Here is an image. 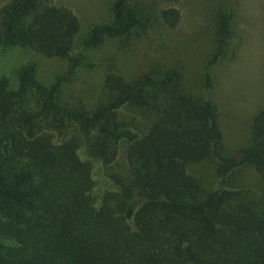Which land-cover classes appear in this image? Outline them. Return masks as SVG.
Masks as SVG:
<instances>
[{
    "label": "trees",
    "instance_id": "16d2710c",
    "mask_svg": "<svg viewBox=\"0 0 264 264\" xmlns=\"http://www.w3.org/2000/svg\"><path fill=\"white\" fill-rule=\"evenodd\" d=\"M184 1L209 24L195 78L170 38L178 7L114 0L110 22L78 40L77 16L55 0L0 5V53L67 63L46 84L35 60L15 82L0 76V264H264V109L247 146L228 156L213 96L215 68L241 43L233 1ZM131 38L159 41L145 44L154 55L143 72L105 73L93 105L64 97V86L97 67L82 50ZM206 161L216 166L211 189L187 171ZM243 167L260 188L232 181Z\"/></svg>",
    "mask_w": 264,
    "mask_h": 264
},
{
    "label": "rangeland",
    "instance_id": "374dc122",
    "mask_svg": "<svg viewBox=\"0 0 264 264\" xmlns=\"http://www.w3.org/2000/svg\"><path fill=\"white\" fill-rule=\"evenodd\" d=\"M113 1L55 0V5L66 7L75 13L80 23L77 37L79 40L94 25L110 22ZM158 1L160 8L178 7L182 13V21L170 38L179 42L180 50L184 49L180 55L181 64L187 76L195 78L201 70L203 58L209 53L206 35L209 32L208 21L199 18L198 14L193 16L186 1L184 6L183 0ZM232 1L231 7L236 12L235 22L241 43L233 45L232 50H238L232 60L223 61L215 68L218 79L213 96L221 105L219 126L227 155L237 157L249 141L252 117L264 109V0ZM4 2L5 0H0V5ZM199 24L203 25L201 29ZM145 44H159V41L144 39L138 44L133 38L128 41L111 40L100 49L82 50L84 58L97 62V67L91 72L81 71L71 84L64 86V97L81 98L87 104L93 105L105 73L113 72L131 77L143 72L144 67L150 64L149 59L154 53ZM32 60L37 62L39 80L44 84L65 73L67 67L64 60L46 59L29 50L12 49L0 53V76H7L15 82L19 66ZM118 161L121 165L125 162L122 153ZM187 171L207 189L214 187L216 166L213 161L189 165ZM232 181L255 189L261 186L260 177L251 167L238 169L233 174Z\"/></svg>",
    "mask_w": 264,
    "mask_h": 264
}]
</instances>
